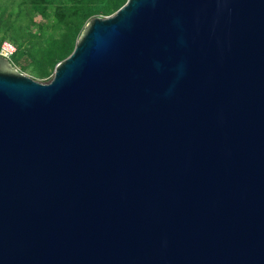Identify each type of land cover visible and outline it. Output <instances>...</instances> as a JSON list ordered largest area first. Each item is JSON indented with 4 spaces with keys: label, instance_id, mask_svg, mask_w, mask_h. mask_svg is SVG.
I'll return each mask as SVG.
<instances>
[{
    "label": "water",
    "instance_id": "water-1",
    "mask_svg": "<svg viewBox=\"0 0 264 264\" xmlns=\"http://www.w3.org/2000/svg\"><path fill=\"white\" fill-rule=\"evenodd\" d=\"M0 264H264V0H125L47 81L0 54Z\"/></svg>",
    "mask_w": 264,
    "mask_h": 264
},
{
    "label": "trees",
    "instance_id": "trees-1",
    "mask_svg": "<svg viewBox=\"0 0 264 264\" xmlns=\"http://www.w3.org/2000/svg\"><path fill=\"white\" fill-rule=\"evenodd\" d=\"M125 0H0V43L14 45L9 61L19 71L46 80L73 48L83 25L108 15Z\"/></svg>",
    "mask_w": 264,
    "mask_h": 264
},
{
    "label": "built area",
    "instance_id": "built-area-1",
    "mask_svg": "<svg viewBox=\"0 0 264 264\" xmlns=\"http://www.w3.org/2000/svg\"><path fill=\"white\" fill-rule=\"evenodd\" d=\"M13 51H14V45L12 43H10L7 40L1 41V43H0V54L9 58V56L12 54Z\"/></svg>",
    "mask_w": 264,
    "mask_h": 264
},
{
    "label": "rangeland",
    "instance_id": "rangeland-1",
    "mask_svg": "<svg viewBox=\"0 0 264 264\" xmlns=\"http://www.w3.org/2000/svg\"><path fill=\"white\" fill-rule=\"evenodd\" d=\"M24 74H27V73H25V72H23ZM28 75V74H27ZM30 76V75H29ZM50 77H51V75L49 76V78L48 79H46V80H43V79H38V78H35V79H37V80H39V81H47V80H49L50 79Z\"/></svg>",
    "mask_w": 264,
    "mask_h": 264
}]
</instances>
